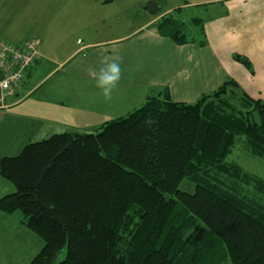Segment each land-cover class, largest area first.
<instances>
[{
    "label": "trees",
    "instance_id": "obj_1",
    "mask_svg": "<svg viewBox=\"0 0 264 264\" xmlns=\"http://www.w3.org/2000/svg\"><path fill=\"white\" fill-rule=\"evenodd\" d=\"M179 15L157 20L158 33L205 45L202 19L190 22L195 38ZM240 141L264 157V99L234 80L194 103L163 92L92 132L0 156V176L16 188L0 211L20 210L43 241L30 264H264V179L229 161ZM185 180L193 193L180 189Z\"/></svg>",
    "mask_w": 264,
    "mask_h": 264
},
{
    "label": "crops",
    "instance_id": "obj_2",
    "mask_svg": "<svg viewBox=\"0 0 264 264\" xmlns=\"http://www.w3.org/2000/svg\"><path fill=\"white\" fill-rule=\"evenodd\" d=\"M154 1L161 7L156 14L147 11L148 0H0V41L40 40V59L20 87L0 93V119L29 138H48L92 132L163 92L194 103L228 80L264 99V0ZM189 10L205 12V45H177L158 33L155 23L164 15L179 11L189 24L199 18ZM111 62L121 78L105 99L96 78Z\"/></svg>",
    "mask_w": 264,
    "mask_h": 264
},
{
    "label": "rangeland",
    "instance_id": "obj_3",
    "mask_svg": "<svg viewBox=\"0 0 264 264\" xmlns=\"http://www.w3.org/2000/svg\"><path fill=\"white\" fill-rule=\"evenodd\" d=\"M190 12L195 17L204 18L205 16V12L200 10ZM189 17L192 16L189 15ZM191 27L190 24L187 25L189 35H192L190 32ZM25 131L23 127H20L19 130L7 119H0V156H17L27 144L46 138L38 136L29 138V132L24 135L23 132ZM27 135L28 137H26ZM229 161L236 162L247 172L264 179V157L252 156L245 141L238 142L233 148ZM180 189L193 193L195 187L194 184L185 180L181 183ZM15 191L14 185L0 176V198ZM22 218L23 214L20 210L12 214L0 211V264H30L44 245L43 241L34 232L21 224ZM64 257L65 251L59 254L56 263ZM228 264L232 263L229 261Z\"/></svg>",
    "mask_w": 264,
    "mask_h": 264
},
{
    "label": "built area",
    "instance_id": "obj_4",
    "mask_svg": "<svg viewBox=\"0 0 264 264\" xmlns=\"http://www.w3.org/2000/svg\"><path fill=\"white\" fill-rule=\"evenodd\" d=\"M40 40L21 43L0 41V93L13 95L23 83L28 69L40 59Z\"/></svg>",
    "mask_w": 264,
    "mask_h": 264
},
{
    "label": "clouds",
    "instance_id": "obj_5",
    "mask_svg": "<svg viewBox=\"0 0 264 264\" xmlns=\"http://www.w3.org/2000/svg\"><path fill=\"white\" fill-rule=\"evenodd\" d=\"M121 78V69L118 63H107L106 67L101 68L96 78L97 87L102 89L105 99H111L112 91Z\"/></svg>",
    "mask_w": 264,
    "mask_h": 264
},
{
    "label": "water",
    "instance_id": "obj_6",
    "mask_svg": "<svg viewBox=\"0 0 264 264\" xmlns=\"http://www.w3.org/2000/svg\"><path fill=\"white\" fill-rule=\"evenodd\" d=\"M146 9L151 14H156L159 12L161 7L154 0H149L147 5H146Z\"/></svg>",
    "mask_w": 264,
    "mask_h": 264
}]
</instances>
